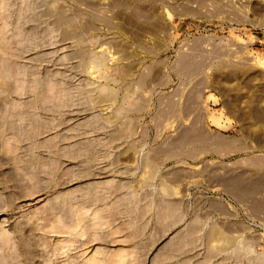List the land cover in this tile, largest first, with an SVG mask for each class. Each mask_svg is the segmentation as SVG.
Instances as JSON below:
<instances>
[{
	"label": "rangeland",
	"instance_id": "374dc122",
	"mask_svg": "<svg viewBox=\"0 0 264 264\" xmlns=\"http://www.w3.org/2000/svg\"><path fill=\"white\" fill-rule=\"evenodd\" d=\"M0 127L5 264H264V0H0Z\"/></svg>",
	"mask_w": 264,
	"mask_h": 264
},
{
	"label": "bare ground",
	"instance_id": "6f19581e",
	"mask_svg": "<svg viewBox=\"0 0 264 264\" xmlns=\"http://www.w3.org/2000/svg\"><path fill=\"white\" fill-rule=\"evenodd\" d=\"M1 49H3V48H1ZM5 59H6V58H5ZM5 59H4V60H5ZM6 60H8V59H6ZM4 63H5V62H4ZM4 63H3V64H4ZM8 69H10V68H8ZM4 73H5V72H4ZM7 73H8V72H7ZM10 73H11V72H10ZM10 73H9V74H10ZM9 74H8V75H9ZM55 90L57 91V89H55ZM53 91H54V90H53ZM43 92H44V91H43ZM53 93H54V92H53ZM42 94H44V93H42ZM42 94H41V95H42ZM59 94H60V92H59ZM41 95H40L39 97H41ZM47 95H48V94H47ZM56 95H57V94H56ZM44 96H45V95H44ZM52 96H54V95H52ZM61 96H62V95H61ZM50 97H51V95L48 96L49 100H50V99L52 100L53 97H52V98H50ZM42 98H43V100H42ZM44 98H45V97L42 96V97H41V100H42V101H46V100H44ZM46 98H47V97H46ZM56 98H58V96H57ZM60 98H61V97H60ZM54 100H56V99H54ZM61 100H62V99H61ZM52 101H53V100H52ZM46 102H47V101H46ZM54 102H56V101H54ZM58 102H59V101H58ZM52 103H53V102H52ZM58 104H59V103H58ZM50 105H51V104H50ZM7 114H8V113H7ZM21 114H22V112H21ZM15 115H17V114H15ZM19 115H20V114H19ZM10 116H12V115L10 114ZM17 116H18V115H17ZM2 117H3V116H2ZM3 118H5V117H3ZM3 118H2V119H3ZM9 118H10V117H9ZM14 118H15V117H14ZM3 121H4V119H3ZM5 121H6V120H5ZM8 121H9V120H8ZM3 123H4V122H3ZM13 123H14V122H13ZM13 123H12V124H13ZM16 124H17V123H16ZM8 125H9V124H8ZM1 126H2V125H1ZM3 126H4V124H3ZM16 126H18V124H17ZM9 127H10V126H9ZM23 128H24V127H23ZM0 129H1V127H0ZM15 129H16V128H15ZM20 129H21V128H20ZM18 130H19V129H18ZM0 131H1V130H0ZM1 132H2V131H1ZM0 134H1V133H0ZM1 137H2V135L0 136V139H2ZM3 139H4V138H3ZM181 139H183V136L180 138L179 141H181ZM2 141H3V140H2ZM241 182H242V181H241L240 179H236V180H235V183L238 184V187H240L241 190H243V191H247L245 188H242V187L240 186V185H242ZM254 187H255V188H257V187H264V181H261L260 184H257V186H254ZM257 203H258V206H259L260 208H261V207L264 208V202L259 201V202H257ZM263 208H262V209H263ZM68 213H69V212H68ZM69 214H70V213H69ZM72 215H73V214H72ZM66 219H68V218H66ZM0 234H1V233H0ZM2 234H3V233H2ZM2 234H1V235H2ZM1 235H0V237L3 238V235H2V236H1ZM4 235H6V234H4ZM6 237H7V236H5V239H6ZM7 238H8V237H7ZM3 240H4V239H3ZM4 241H5V240H4ZM5 243H6V242H5ZM3 248H4V247H3ZM0 253H1V252H0ZM3 253H4V252H3ZM4 254H5V253H4ZM6 254H7V252H6ZM2 255H3V254H0V264H5V263H7V260H6V262H4V261H5L4 259L8 256V254L5 255L6 257H5V256H2ZM12 256H13V255H12ZM4 257H5V258H4ZM9 257H10V256H9Z\"/></svg>",
	"mask_w": 264,
	"mask_h": 264
},
{
	"label": "crops",
	"instance_id": "0c3cea01",
	"mask_svg": "<svg viewBox=\"0 0 264 264\" xmlns=\"http://www.w3.org/2000/svg\"><path fill=\"white\" fill-rule=\"evenodd\" d=\"M191 131L195 134V133L201 131V127H195L193 129H191ZM191 131H188L186 134L182 135L183 136V139H181V143L186 142V140L188 142V140L190 139V135L189 134H190ZM237 178L241 179L243 182H245L246 184H250V185L254 184L257 180L262 179V178H258L257 180H253V181L250 182L249 180L244 179L243 177L242 178L241 177H237ZM254 191H255V189L252 188L251 189V192H254ZM241 192L248 193V192H244V191H241ZM251 192H249V193H251ZM178 237H179L178 240H182V241H184V240L185 241L190 240V238L188 237V233L187 234L186 233L185 234H179Z\"/></svg>",
	"mask_w": 264,
	"mask_h": 264
}]
</instances>
